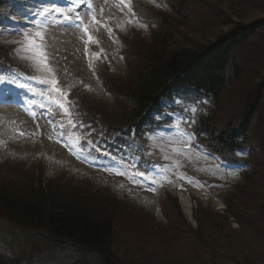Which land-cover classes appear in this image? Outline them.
Instances as JSON below:
<instances>
[{
    "label": "rangeland",
    "instance_id": "obj_1",
    "mask_svg": "<svg viewBox=\"0 0 264 264\" xmlns=\"http://www.w3.org/2000/svg\"><path fill=\"white\" fill-rule=\"evenodd\" d=\"M12 1L18 0H9L5 6L1 5L3 0H0V43L19 41L16 36L23 40L22 34L5 30L7 26L15 29L12 20H20L19 14L10 17L15 8ZM143 1L152 3V0ZM89 2L93 5L96 20L102 22V25L92 22L86 7ZM89 2L81 3L78 0L71 7L74 8L72 16L79 13L88 30L94 33L96 40L90 46L91 57L94 59L95 55L98 65L104 69L102 74L112 88L122 92L132 88V74L140 67L142 75L143 67L151 57L146 53L155 44L150 33L161 28L163 23L166 24L165 30L171 29L174 33L167 45V53L184 46L193 48L207 44L233 23L247 26L250 42L241 46L236 53L243 66L242 74L240 79H236L221 93L217 113L211 122L217 128H223L226 121L236 123L241 116L240 110L247 91L259 88L260 104L256 118L247 132L246 144L253 149L249 154L250 164L226 170L218 164L217 159L214 162L212 157L192 147V141L190 147L185 146L178 139L180 132L175 127L174 131L161 132L153 142L158 154L168 159H165V174L157 167L149 175H157L162 180L155 183L156 186L132 182L129 188V184L116 183L117 178L124 181L121 175H110L111 178L100 175L84 169V165L74 156L58 153L59 149L54 146L52 139L44 137L42 143L36 144L37 141L33 140V126L45 124V109H36L42 115L31 118L14 106L11 109L0 108V161L10 160L3 163L12 172L18 186L43 180L45 184L62 188V191L85 192L95 213H106L114 219V237L110 242V250L122 264H264V0H181L179 15L169 11L161 12L159 16L152 14L156 17V26L147 32L137 30L124 36L125 55L122 60L115 52L121 50L123 43L118 44L114 35L103 27L107 17L111 19L122 14L117 6L120 0ZM61 9L67 11L70 8ZM22 25L20 23L19 26ZM114 27L119 35L122 23L116 22ZM83 30L71 26L58 27L53 30L57 32L45 34L47 46L44 51L48 53L51 73L32 68L28 61L20 60L18 63L27 65L41 75L55 78L62 88L64 84H75V88L81 89L83 87L80 96L86 99L87 104L84 106L93 105L94 111L95 108H101L105 115L122 120L124 113L118 114L115 110L113 95L101 90L86 66L83 55L85 41L81 34ZM26 31L34 35L36 30L31 28ZM131 45L139 49L141 55L134 54ZM31 86L35 88L34 92L30 90ZM42 89L45 87L33 83L18 93L34 98L37 106L46 105V100L40 95ZM129 104H125V107ZM55 117L57 122L65 123L58 110ZM35 152L42 153L40 158L35 156ZM30 160L38 168L33 179L30 174L32 170L26 169L24 165V161ZM89 160L96 159L92 155ZM176 161L179 167H173ZM242 171L247 172L242 174ZM181 175L187 179L179 178ZM4 179L7 181V177ZM84 180L89 181V185ZM110 182L114 184L112 189H104ZM9 183L0 182V185ZM165 190L172 193L180 191L179 194L189 199L191 219L183 212L179 196L178 199L172 197ZM52 191L57 192V188ZM164 203L162 214L160 206ZM171 204L177 208H171ZM173 217L176 219H169ZM18 241L16 254L33 258L36 256L39 245Z\"/></svg>",
    "mask_w": 264,
    "mask_h": 264
},
{
    "label": "trees",
    "instance_id": "obj_2",
    "mask_svg": "<svg viewBox=\"0 0 264 264\" xmlns=\"http://www.w3.org/2000/svg\"><path fill=\"white\" fill-rule=\"evenodd\" d=\"M163 34H159L155 47L146 53L151 57L144 68V77L136 81L130 92L133 98L125 113L129 122L140 119L143 107L160 93L189 87L217 96L230 77H238L242 71L231 58V51L248 38L242 24L219 34L208 46L198 50L181 47L169 54L165 52L168 37ZM170 74L179 82L173 83ZM258 106L259 93L254 89L245 98L243 121L230 131H221L217 143L230 150L237 148L241 144L238 138L245 134ZM31 190L0 188V202L9 219L28 229L44 231L51 243L74 242L76 247L70 251L74 259L69 264H120L109 248L114 237V219L106 213H95L85 192L62 188L55 192L40 187Z\"/></svg>",
    "mask_w": 264,
    "mask_h": 264
},
{
    "label": "snow or ice",
    "instance_id": "obj_3",
    "mask_svg": "<svg viewBox=\"0 0 264 264\" xmlns=\"http://www.w3.org/2000/svg\"><path fill=\"white\" fill-rule=\"evenodd\" d=\"M84 0H81L83 3ZM120 7L121 11L127 9L128 13L135 17L136 13L133 10L132 0H120L119 4L117 5ZM79 7V5H76ZM86 7L89 9V14L92 16V22L98 24L99 22L96 20L95 11L91 2L86 4ZM103 10H101L102 12ZM74 12V8H70L67 11L59 8V7H45L37 12V15L41 17V19L35 23L34 27L36 29L35 34L33 35L29 31H25L22 33L23 40L21 41H13V44H16L17 47L13 50V58L24 60L30 62V66L35 68L36 70L44 73H51L52 69L49 67L48 64V53L44 51L46 48V36L45 32L48 28H57L59 26H71L76 28L77 30L83 28L84 32L88 31L87 26L84 24L83 18L80 16L79 13L75 14V18H73L72 13ZM129 23H132L130 20ZM108 32L111 33L112 29L109 27ZM89 41H92V37H88ZM99 58V57H98ZM19 73L15 72L11 68L6 69V74L0 76V85L4 86L5 95H7L11 88L14 86L16 88H27L28 86L21 84L18 80ZM27 79L36 80L37 83L45 85V89H42L40 95L46 100V105L42 104L41 107H47V114L49 116L56 115V110L62 115L64 119H66V124L63 122H56L58 123V127L61 129H75L77 127L84 128L85 125L81 122H77L76 113L73 110L74 104L71 100L68 99V92L62 91L60 87L57 85V80L55 78L49 79L47 76L45 78H37L35 76H27ZM87 87V86H86ZM175 102V101H174ZM34 103V101L30 102ZM55 109V110H54ZM185 111H190L193 114V117L197 114L198 105L192 106L190 108H185ZM32 116H35L36 113L32 112ZM53 123L54 121H49ZM196 120L194 118L190 119L189 121H185L186 125H195ZM180 135L178 139L182 141L185 146L190 147V142L194 140L193 131H189L187 127L180 131L179 125H174ZM62 136H67L68 132L65 131L61 134ZM74 139L69 141L65 146L69 147V149L77 156V158H81L79 152L76 151L77 146L82 151L86 146H91L96 152H100L101 149L89 138L87 140V144L81 143L83 139L82 136H75L73 134ZM51 138V137H50ZM59 142V140H58ZM174 151H180V149H173ZM107 155V153H104ZM182 154V153H181ZM88 155H91L89 153ZM86 158V157H85ZM168 159V157H165ZM173 167H179V162H173ZM109 173H115L116 175L121 176H128V173L121 172L119 169L109 167L107 169ZM133 176H140L143 179L148 180L152 184L156 183L155 177H149V174L145 172H134ZM131 178V176H129ZM179 178L187 179L186 176L181 175ZM142 182V181H141ZM171 183V181H168ZM191 182V181H189ZM155 191V189H152Z\"/></svg>",
    "mask_w": 264,
    "mask_h": 264
},
{
    "label": "bare ground",
    "instance_id": "obj_4",
    "mask_svg": "<svg viewBox=\"0 0 264 264\" xmlns=\"http://www.w3.org/2000/svg\"><path fill=\"white\" fill-rule=\"evenodd\" d=\"M179 199H180L181 206L184 209V211L188 213L189 215H191L192 208H191L189 199L185 197L183 194H179Z\"/></svg>",
    "mask_w": 264,
    "mask_h": 264
}]
</instances>
